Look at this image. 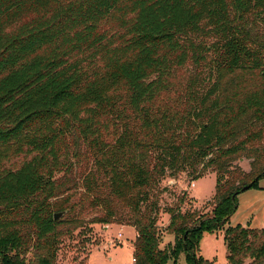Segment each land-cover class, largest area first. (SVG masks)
Returning <instances> with one entry per match:
<instances>
[{
    "label": "trees",
    "instance_id": "16d2710c",
    "mask_svg": "<svg viewBox=\"0 0 264 264\" xmlns=\"http://www.w3.org/2000/svg\"><path fill=\"white\" fill-rule=\"evenodd\" d=\"M208 172L204 209L161 207L166 177ZM263 176L264 0H0V264H57L63 238L117 221L133 264H210L221 230L227 264H264V227L226 226Z\"/></svg>",
    "mask_w": 264,
    "mask_h": 264
},
{
    "label": "rangeland",
    "instance_id": "374dc122",
    "mask_svg": "<svg viewBox=\"0 0 264 264\" xmlns=\"http://www.w3.org/2000/svg\"><path fill=\"white\" fill-rule=\"evenodd\" d=\"M30 16H24L20 22L27 21ZM20 23L14 25L17 26ZM12 28V27H11ZM102 28L107 34L112 33L113 41L118 44L119 34L125 33L117 26L113 20L102 24ZM115 30V31H114ZM23 159V155H11L2 161V165L7 167L18 166ZM244 170L249 169V160L239 161ZM215 174L208 172L202 177L191 181L185 173L179 174L176 178L166 177L160 186H167V191L163 193L160 199L161 207L174 205L177 196L184 193V203L182 210L185 209H204V202L211 198L214 193ZM96 213H101L98 209L84 212V218L88 219ZM167 213H160L158 216V232L161 238L160 247H168L172 244L173 236L166 232ZM241 224L250 228L264 227V176L259 179L257 187H252L241 191L237 195V208L230 217L226 226ZM86 228L78 229L73 237L63 238L57 253V264H79V261L85 257L87 264H132L133 241L135 239L134 227L121 224L118 221L108 225L93 223L86 224ZM223 231L216 233L204 232L201 236L199 253L210 264H226V247L222 237ZM248 262V261H246ZM166 264H174L173 258L169 257ZM175 264H187L185 253L181 252Z\"/></svg>",
    "mask_w": 264,
    "mask_h": 264
},
{
    "label": "water",
    "instance_id": "95a60500",
    "mask_svg": "<svg viewBox=\"0 0 264 264\" xmlns=\"http://www.w3.org/2000/svg\"><path fill=\"white\" fill-rule=\"evenodd\" d=\"M249 187H250V184H247V185L243 186V187L240 189L239 192H235V194H239L241 191H244V190H246V189H249ZM62 214H63V212H56V213H54V215H53V219L60 218V217L62 216Z\"/></svg>",
    "mask_w": 264,
    "mask_h": 264
},
{
    "label": "crops",
    "instance_id": "0c3cea01",
    "mask_svg": "<svg viewBox=\"0 0 264 264\" xmlns=\"http://www.w3.org/2000/svg\"><path fill=\"white\" fill-rule=\"evenodd\" d=\"M167 223H168V219H167ZM167 223H166V225H167ZM216 233V232H215ZM136 236V235H135ZM225 255H226V253H225ZM133 258V256L131 257V259ZM226 260V259H225ZM133 264V263H132ZM226 264H227V262H226Z\"/></svg>",
    "mask_w": 264,
    "mask_h": 264
},
{
    "label": "built area",
    "instance_id": "2783aa9c",
    "mask_svg": "<svg viewBox=\"0 0 264 264\" xmlns=\"http://www.w3.org/2000/svg\"><path fill=\"white\" fill-rule=\"evenodd\" d=\"M135 261V259L134 258H132V262H134Z\"/></svg>",
    "mask_w": 264,
    "mask_h": 264
}]
</instances>
